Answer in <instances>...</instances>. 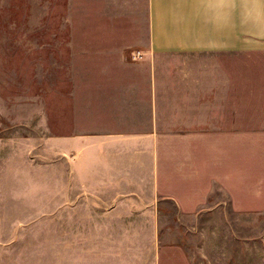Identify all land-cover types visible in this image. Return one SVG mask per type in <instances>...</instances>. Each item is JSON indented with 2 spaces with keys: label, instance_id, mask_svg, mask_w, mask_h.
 Listing matches in <instances>:
<instances>
[{
  "label": "crops",
  "instance_id": "1",
  "mask_svg": "<svg viewBox=\"0 0 264 264\" xmlns=\"http://www.w3.org/2000/svg\"><path fill=\"white\" fill-rule=\"evenodd\" d=\"M43 14L34 64L49 66L54 154L80 191L64 216L91 223L72 264H264V235L237 219L264 212V139L237 128L262 96L264 26L239 7L205 23L201 0H43Z\"/></svg>",
  "mask_w": 264,
  "mask_h": 264
},
{
  "label": "rangeland",
  "instance_id": "2",
  "mask_svg": "<svg viewBox=\"0 0 264 264\" xmlns=\"http://www.w3.org/2000/svg\"><path fill=\"white\" fill-rule=\"evenodd\" d=\"M39 2L0 0V264H72L71 246L77 241L83 244L91 224L70 223L64 216V201L79 197L80 191L77 183L72 190L69 164L56 161L54 154L55 97L50 92L49 66L34 64L37 39L45 35L43 0L41 15L35 14ZM260 58L263 63L250 70V87L262 96L251 101L250 115L237 118V128L251 130L248 139L255 143L264 139V56ZM252 150L258 168L264 147ZM236 215L228 214L227 221ZM222 216H210L213 236ZM237 219L243 221L245 237L264 235V212H244ZM251 221H258V227H250Z\"/></svg>",
  "mask_w": 264,
  "mask_h": 264
},
{
  "label": "clouds",
  "instance_id": "3",
  "mask_svg": "<svg viewBox=\"0 0 264 264\" xmlns=\"http://www.w3.org/2000/svg\"><path fill=\"white\" fill-rule=\"evenodd\" d=\"M205 23L217 25L238 7L245 20L264 26V0H201Z\"/></svg>",
  "mask_w": 264,
  "mask_h": 264
},
{
  "label": "built area",
  "instance_id": "4",
  "mask_svg": "<svg viewBox=\"0 0 264 264\" xmlns=\"http://www.w3.org/2000/svg\"><path fill=\"white\" fill-rule=\"evenodd\" d=\"M142 57V53L139 50H136L133 54H132V59L137 60L140 59Z\"/></svg>",
  "mask_w": 264,
  "mask_h": 264
}]
</instances>
